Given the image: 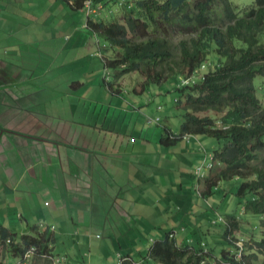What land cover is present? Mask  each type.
Instances as JSON below:
<instances>
[{"label":"crops","instance_id":"0c3cea01","mask_svg":"<svg viewBox=\"0 0 264 264\" xmlns=\"http://www.w3.org/2000/svg\"><path fill=\"white\" fill-rule=\"evenodd\" d=\"M88 19L65 0H0V229L48 234L67 264L139 260L172 233L217 241L205 203L220 212L239 201L213 180L218 165L196 174L213 139L164 145L171 125L145 107L140 85L106 81Z\"/></svg>","mask_w":264,"mask_h":264},{"label":"trees","instance_id":"16d2710c","mask_svg":"<svg viewBox=\"0 0 264 264\" xmlns=\"http://www.w3.org/2000/svg\"><path fill=\"white\" fill-rule=\"evenodd\" d=\"M84 1L73 0L72 5L83 8ZM99 4L102 9L123 5L119 0H96ZM122 12L121 22L94 17L87 21L108 44L103 48L105 67L115 82L130 73L144 78L140 90L147 109L165 113L163 106L173 96L175 106L184 111L183 121L178 132L165 125L163 144L198 135L217 141L207 153L221 165L218 177L238 179L233 194L264 229V104L258 96V91L264 94L259 83L264 81V0H253L242 14L229 0H125ZM176 27L192 28L193 36L176 40L171 32ZM202 64L208 68L202 80L182 83ZM158 95L165 99L156 101ZM205 204L213 213L210 223L222 224L217 217L224 214ZM226 217L217 241L189 244L166 234L139 260L129 254L119 264H264V231L260 238L251 234L237 258V238L228 237L247 232L236 216ZM48 239L46 233L17 238L0 229V264L8 257L21 258L30 247L38 254H52Z\"/></svg>","mask_w":264,"mask_h":264},{"label":"rangeland","instance_id":"374dc122","mask_svg":"<svg viewBox=\"0 0 264 264\" xmlns=\"http://www.w3.org/2000/svg\"><path fill=\"white\" fill-rule=\"evenodd\" d=\"M125 1V0H124ZM127 1V0H126ZM129 1H133V0H129ZM236 8L237 12H240L241 14L243 13V9H245L246 6L250 5L253 0H229ZM125 4V3H124ZM124 4L118 8L117 5L113 6V8H111V12L112 13H108L106 11V19L105 21L107 22H111V21H123V12H122V7L124 6ZM219 5V4H217ZM217 10L221 12V9L219 7H217ZM192 28H188L186 30H181L179 27H176L175 29L174 28H171V32H172V36L173 38H175L176 40H179L181 38H186L188 35L189 36H193V33L192 32ZM102 40V43L104 46H107L108 44L103 41L102 38H100ZM211 69L213 67H210ZM103 76L105 77L106 81L108 82L110 79L111 81L113 82V75L111 73V71L107 70L106 71V68L104 66V72H103ZM144 78H140L136 73H130L129 75H125L124 77L120 78L119 82H116V83H120V84H125L127 88L131 87L132 85H135V84H138L137 87H139L141 81H143ZM110 81V82H111ZM255 82H259L258 79L255 80ZM263 87H264V81L263 80H260L259 82ZM262 91V90H261ZM261 91H258V96H260V99L262 101V103L264 104V94L261 93ZM156 97V96H155ZM165 99V96H161L160 98H158V100H164ZM156 99V101H158ZM170 100V99H169ZM171 103L168 104L167 106L168 107H173V109L169 112V113H162L160 115L162 121L164 122V120L166 122H168V124L171 125V129L173 131H179L180 130V127H181V124H182V121H183V113L184 111L179 109L178 106L176 105L175 106V102H173L172 100H170ZM197 137H200L201 138V135H198ZM212 140V139H211ZM217 145V141H212V144L210 145H207V147L209 148V151L210 149H212L213 146H216ZM203 147V146H202ZM229 183L232 185V187H234V190L237 189L238 185L236 184V182L234 180L232 181H229ZM235 192V191H234ZM236 200H238V198L233 195ZM237 203V201H236ZM224 205L221 206V213L224 214L223 217L226 218L227 220V217L228 215L230 216H237L238 217V220L241 222L242 224V228L246 229V241L250 240V238H252L251 234H253V236H258L259 238L261 237L262 235V230L264 231V229L261 228V223L258 219L257 216H254V214H247V213H241V206L237 203V206H235L234 210H225L223 208ZM235 213H237V215H234ZM225 223H222V224H218L217 225V228H222L224 229L225 227ZM258 226V228H257ZM256 229L255 233H254V230ZM236 233V231H235ZM238 234V233H236ZM241 242V244L243 243L242 241H239ZM219 250V249H217ZM121 252V251H119ZM117 253V250H114L112 252V254H115L116 255ZM127 252H124L122 253V255H125ZM8 261H10L9 263L10 264H16V260L15 258L13 257H8L7 258ZM115 262H117L115 260ZM28 264H52L48 259H45V258H35L31 261L28 262ZM117 264V263H116Z\"/></svg>","mask_w":264,"mask_h":264},{"label":"clouds","instance_id":"9594fccd","mask_svg":"<svg viewBox=\"0 0 264 264\" xmlns=\"http://www.w3.org/2000/svg\"><path fill=\"white\" fill-rule=\"evenodd\" d=\"M69 1H72V3H73V0H68V2ZM121 3H125V1L124 0H119ZM83 9H84V7H83ZM102 10V9H101ZM101 12V11H100ZM100 14V13H99ZM98 14V15H99ZM88 17H93V16H88ZM105 46H103V48H104ZM106 68V67H105ZM207 66L205 65V64H202L199 68H197L195 71H200V75L199 76H197V78H196V80H195V82L196 81H199V80H202L203 78H204V75H205V73H206V71H207ZM109 71V69L108 68H106V71ZM194 71V72H195ZM194 72L191 74V75H189L188 77H185V78H182L183 80L184 79H187V78H190V77H192V76H194ZM195 138H196V136H195ZM208 160V161H207ZM206 161H207V163H202L200 166H198L197 167V169L199 168V167H201V170L198 172L197 171V169H196V174L198 175V176H200V177H204L205 176V174H204V172H205V170H207V172L208 171H210V170H212L213 169V167H214V165L216 164V165H218L219 167H220V171H221V165L218 163V162H216L214 159H213V155L212 154H209L208 155V153L206 152ZM205 161V162H206ZM219 171V172H220ZM219 172H218V174L216 175V178L215 179H213V180H217V181H222V182H224V181H226V182H229V181H232V180H236L237 181V185H239V181H238V179L237 178H233V179H230V180H221L219 177H218V175H219ZM236 190V189H235ZM239 205H240V203H238ZM241 206V213H246V210H245V205L243 204H241L240 205ZM237 217V216H236ZM220 221H221V223H225L226 225H227V220H226V218L225 217H223V215H218V217H217ZM237 219H238V217H237ZM241 223V222H240ZM53 226V225H52ZM49 229L50 230H54L55 229V226H54V229H51V226H49ZM262 232H263V230H262ZM236 233H238V234H236ZM236 233L234 232V233H232V236L231 235H229V237H228V239H230V240H232V238H237V239H235V245L237 246V258H240V256H241V251H242V249H243V246H244V243H245V241H246V235H245V233H243V232H240V231H236ZM170 236L171 237H173V236H175V234L174 233H172V234H170ZM239 241H242L243 243L241 244V242H239ZM7 242H9V240H7ZM31 248V247H30ZM29 248V249H30ZM27 251V250H26ZM25 251V252H26ZM24 255V254H23ZM42 255H46L47 257H43ZM64 256V255H62V254H54V253H52V254H47V253H41V254H38L37 253V251H35V254L30 258V259H28V260H22V257L21 258H19V262L18 263H16V264H23L24 262H26V263H28L29 261H31V260H33V259H35V258H39V257H41V258H45V259H48L51 263H52V261H51V259L48 257V256ZM120 256H119V261L121 262V260H122V256H121V254H119ZM65 257V256H64ZM66 258V257H65ZM119 262V263H120ZM2 264H8L7 263V259L5 260V261H3V263ZM65 264H67V260H66V263ZM76 264H78V263H76Z\"/></svg>","mask_w":264,"mask_h":264},{"label":"built area","instance_id":"2783aa9c","mask_svg":"<svg viewBox=\"0 0 264 264\" xmlns=\"http://www.w3.org/2000/svg\"><path fill=\"white\" fill-rule=\"evenodd\" d=\"M69 2L72 3V1H69ZM95 2L96 0H85L84 1V10L87 16H97L100 13L102 6L101 4L95 5ZM199 75H200V71L197 70L194 72V76L182 80V83L184 84L191 83V82L193 83L195 82L197 76ZM200 170H201V167L197 169L198 172ZM51 229H54V226H51ZM35 251H36L35 247H31L30 249H28L24 253L22 260L30 259L35 254ZM42 256L47 257L46 255H42ZM48 257L51 259L52 264H65L66 263V258L64 256L60 255V256H48Z\"/></svg>","mask_w":264,"mask_h":264}]
</instances>
